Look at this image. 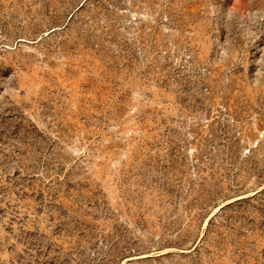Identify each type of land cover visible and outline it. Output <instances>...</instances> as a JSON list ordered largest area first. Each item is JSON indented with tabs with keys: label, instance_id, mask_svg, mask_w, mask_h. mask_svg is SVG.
I'll use <instances>...</instances> for the list:
<instances>
[{
	"label": "rangeland",
	"instance_id": "obj_1",
	"mask_svg": "<svg viewBox=\"0 0 264 264\" xmlns=\"http://www.w3.org/2000/svg\"><path fill=\"white\" fill-rule=\"evenodd\" d=\"M0 264H264V0H0Z\"/></svg>",
	"mask_w": 264,
	"mask_h": 264
}]
</instances>
